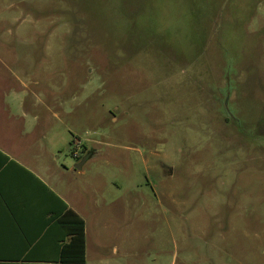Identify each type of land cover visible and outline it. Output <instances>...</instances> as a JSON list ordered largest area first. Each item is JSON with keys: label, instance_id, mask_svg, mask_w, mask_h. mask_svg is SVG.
I'll return each instance as SVG.
<instances>
[{"label": "rangeland", "instance_id": "rangeland-1", "mask_svg": "<svg viewBox=\"0 0 264 264\" xmlns=\"http://www.w3.org/2000/svg\"><path fill=\"white\" fill-rule=\"evenodd\" d=\"M0 61L62 100L89 264H264V0H0Z\"/></svg>", "mask_w": 264, "mask_h": 264}, {"label": "crops", "instance_id": "crops-1", "mask_svg": "<svg viewBox=\"0 0 264 264\" xmlns=\"http://www.w3.org/2000/svg\"><path fill=\"white\" fill-rule=\"evenodd\" d=\"M12 54L11 64L20 65L19 55ZM44 57L50 58V51ZM0 65V264H74L78 254L67 249L72 239L66 221H75L70 212L84 223V264H89L90 255L100 248L99 241L91 246V238L104 225L105 213L99 206L93 214L79 212L58 190L57 177L63 173L50 137H57L56 123L61 120L54 108L62 100L29 91L39 83L28 85L1 61ZM89 152V159L96 154Z\"/></svg>", "mask_w": 264, "mask_h": 264}, {"label": "trees", "instance_id": "trees-1", "mask_svg": "<svg viewBox=\"0 0 264 264\" xmlns=\"http://www.w3.org/2000/svg\"><path fill=\"white\" fill-rule=\"evenodd\" d=\"M207 42V41H206ZM206 42L202 43L200 47H206ZM204 50L201 48L200 52ZM177 60L182 61V58H177ZM192 60V59H191ZM189 60V62H191ZM86 150L83 149L82 153H84ZM81 158V155L78 159ZM70 217H73L75 220H67V224L70 227V234H71V243L67 246L68 250H72L75 253L78 254V257H75L76 260L74 261V264H84V223L83 221L73 212H70Z\"/></svg>", "mask_w": 264, "mask_h": 264}, {"label": "built area", "instance_id": "built-area-1", "mask_svg": "<svg viewBox=\"0 0 264 264\" xmlns=\"http://www.w3.org/2000/svg\"><path fill=\"white\" fill-rule=\"evenodd\" d=\"M73 151L72 156L75 159H78L80 157V152L82 151V142L80 140L75 139L72 144Z\"/></svg>", "mask_w": 264, "mask_h": 264}, {"label": "water", "instance_id": "water-1", "mask_svg": "<svg viewBox=\"0 0 264 264\" xmlns=\"http://www.w3.org/2000/svg\"><path fill=\"white\" fill-rule=\"evenodd\" d=\"M88 157H84L82 162L77 166L78 169H80L82 167V165L87 161Z\"/></svg>", "mask_w": 264, "mask_h": 264}]
</instances>
